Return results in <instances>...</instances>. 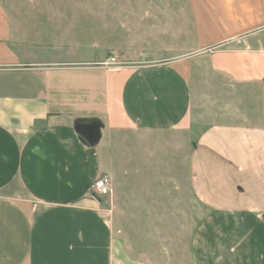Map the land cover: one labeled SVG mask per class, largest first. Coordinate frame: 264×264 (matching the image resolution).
I'll use <instances>...</instances> for the list:
<instances>
[{
    "label": "crops",
    "instance_id": "0c3cea01",
    "mask_svg": "<svg viewBox=\"0 0 264 264\" xmlns=\"http://www.w3.org/2000/svg\"><path fill=\"white\" fill-rule=\"evenodd\" d=\"M222 3L250 12L209 50L137 62L109 1L0 0V264H152L91 185L108 175L112 190L125 137L152 166L173 161L169 133L187 137L201 210L187 264H264V0ZM202 64L209 79L193 80Z\"/></svg>",
    "mask_w": 264,
    "mask_h": 264
},
{
    "label": "rangeland",
    "instance_id": "374dc122",
    "mask_svg": "<svg viewBox=\"0 0 264 264\" xmlns=\"http://www.w3.org/2000/svg\"><path fill=\"white\" fill-rule=\"evenodd\" d=\"M72 1L76 12V3L92 5L97 0ZM105 1L112 3L111 8L106 4L105 16H119L121 20L114 31L117 42L123 50H130V58L137 62L165 61L169 56L187 57L197 50H209L216 29L228 33L231 24L250 12L244 3L215 7L210 6L211 0ZM194 5L202 12L199 36H194ZM202 79H209L205 64L197 67L193 80ZM165 138L170 157L177 156L169 163L153 166L142 145L131 149L129 137L122 138L120 166L114 169L112 190L100 200L111 211L115 234L131 255L146 257L152 264H187L189 236L201 210L186 180L183 143L187 137L169 133Z\"/></svg>",
    "mask_w": 264,
    "mask_h": 264
},
{
    "label": "built area",
    "instance_id": "2783aa9c",
    "mask_svg": "<svg viewBox=\"0 0 264 264\" xmlns=\"http://www.w3.org/2000/svg\"><path fill=\"white\" fill-rule=\"evenodd\" d=\"M116 60L114 56L107 59L106 65H114ZM111 179L108 175H102L95 179L91 185V192L97 197L107 196L110 193Z\"/></svg>",
    "mask_w": 264,
    "mask_h": 264
}]
</instances>
